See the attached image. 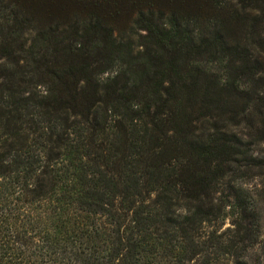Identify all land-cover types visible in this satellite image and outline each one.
Returning <instances> with one entry per match:
<instances>
[{"label":"trees","instance_id":"16d2710c","mask_svg":"<svg viewBox=\"0 0 264 264\" xmlns=\"http://www.w3.org/2000/svg\"><path fill=\"white\" fill-rule=\"evenodd\" d=\"M59 1L0 0V264H250L264 157L225 115L264 113V0H238L233 43L195 13H140L117 40L105 0L35 32Z\"/></svg>","mask_w":264,"mask_h":264},{"label":"rangeland","instance_id":"374dc122","mask_svg":"<svg viewBox=\"0 0 264 264\" xmlns=\"http://www.w3.org/2000/svg\"><path fill=\"white\" fill-rule=\"evenodd\" d=\"M60 3L62 5L58 7L57 10L59 11L54 13L45 10V6H38L42 10L34 13L32 24L35 32L47 26L59 25L60 27H66L74 21H82L88 16V6L83 1L61 0L58 5ZM204 3L205 0H105L96 8L94 15L103 25L112 30L113 36L117 40L130 39L134 43L140 40V34L146 33V29L136 24V19L140 13L150 14L154 17L162 14L169 17L172 14L181 13L192 20L195 13L197 21L194 20V25L191 22L192 26L205 30L207 22L211 23V21L216 20L219 22L220 20L227 26L224 30L232 43L241 40L245 30L244 26L250 24L252 20H248L249 22L242 21V18L237 15L240 8L238 0H219L218 8L214 10L206 9L207 14H205ZM229 15H231V18H228ZM209 27H212V24H209ZM249 45L253 52V58L256 59L258 57L257 52L251 44ZM258 58L264 64V53ZM237 110L240 109L237 107ZM256 113V110L250 108L243 113L239 112L236 117H233L231 113H227L225 118L233 131L254 142L252 147L254 155L264 157V113L263 115ZM243 187L256 202L255 209L260 216L262 225L261 241L251 250V257L248 258L250 264H257L255 259L264 255V173L249 175L243 181ZM228 193V190H225L224 194ZM231 222V218L227 219L222 230L232 226Z\"/></svg>","mask_w":264,"mask_h":264}]
</instances>
